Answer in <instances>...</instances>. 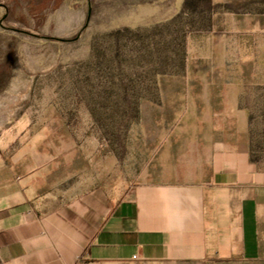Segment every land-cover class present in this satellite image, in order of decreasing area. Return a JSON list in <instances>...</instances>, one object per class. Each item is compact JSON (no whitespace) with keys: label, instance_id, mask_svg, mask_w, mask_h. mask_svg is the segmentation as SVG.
<instances>
[{"label":"crops","instance_id":"obj_1","mask_svg":"<svg viewBox=\"0 0 264 264\" xmlns=\"http://www.w3.org/2000/svg\"><path fill=\"white\" fill-rule=\"evenodd\" d=\"M237 1L213 0L201 35L221 73L206 80L188 136L169 139L135 181L78 183L77 155L47 152L27 123L0 134V264H264V170L251 149L264 5L222 10Z\"/></svg>","mask_w":264,"mask_h":264},{"label":"rangeland","instance_id":"obj_2","mask_svg":"<svg viewBox=\"0 0 264 264\" xmlns=\"http://www.w3.org/2000/svg\"><path fill=\"white\" fill-rule=\"evenodd\" d=\"M253 4L222 10L244 15ZM218 9L213 0H0V134L27 123L47 152L77 155L78 183L135 181L169 139L188 136L206 80L221 73L201 35ZM253 109L252 157L264 170V97Z\"/></svg>","mask_w":264,"mask_h":264}]
</instances>
